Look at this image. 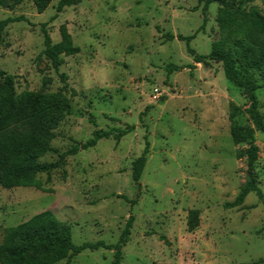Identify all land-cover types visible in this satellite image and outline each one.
Wrapping results in <instances>:
<instances>
[{
    "label": "rangeland",
    "instance_id": "1",
    "mask_svg": "<svg viewBox=\"0 0 264 264\" xmlns=\"http://www.w3.org/2000/svg\"><path fill=\"white\" fill-rule=\"evenodd\" d=\"M6 1L9 7L0 6L1 20L23 16L28 21L10 25L0 45V67L15 77L17 94L47 96L67 86L69 112L54 131L53 152L39 162H56L96 130H131L119 142L103 139L95 148L68 157L48 184L46 174L38 175L50 193L0 187V245L9 228L51 211L71 226L76 246L116 244L134 217L121 264L264 261V205L252 193L241 207H228L248 179L247 160L240 156L247 144H233L230 112L239 107L235 122L251 127L248 102L226 79L221 63L195 64L186 43L166 40V35H196L191 47L200 55L210 54L212 44L222 39L223 12L230 17L242 0L211 4L202 31L201 0H84L65 8L55 21L60 0L42 14L33 0L19 6ZM251 7L264 15V0L245 2L242 9ZM44 24L52 44L61 41L60 28L66 25L81 49L64 56L58 71L42 55ZM169 65L194 68L169 75ZM263 73L252 72L258 85ZM257 94L264 116V88ZM146 138L150 149L138 188L133 163L141 157ZM255 139L261 153L254 173L264 193V132ZM191 210L200 213L193 232L187 227ZM113 254L86 250L69 264H111Z\"/></svg>",
    "mask_w": 264,
    "mask_h": 264
},
{
    "label": "trees",
    "instance_id": "2",
    "mask_svg": "<svg viewBox=\"0 0 264 264\" xmlns=\"http://www.w3.org/2000/svg\"><path fill=\"white\" fill-rule=\"evenodd\" d=\"M16 6L25 0H12ZM54 0H33L34 5L42 14ZM84 0H60L55 8L56 14L52 18L55 21L65 8L76 7ZM217 0H201L203 4V24L199 30H204L207 24V12L211 4ZM231 10L230 17L225 11L220 19L222 39L212 44L211 53L208 55L198 54L192 47L191 42L196 35L184 37L178 35H166L167 41L178 40L187 45V52L193 58L195 64L210 66L211 62L221 63L226 79L237 89L242 90L248 102L247 114L252 123L251 127L241 126L235 122L240 114V108L234 106L230 112V119L234 123L230 134L235 146L247 144V148L241 153V157L247 160V182L236 200L228 205L229 208L241 207L247 197L254 193L264 205V193L259 188L254 165L258 161L261 147L257 144L255 135L264 132V116L259 112L258 91L264 88L258 85L252 72L264 70V15L255 7L248 11L242 9L245 2ZM223 4V3H222ZM1 7H9L8 1L0 0ZM28 22L23 16L0 19V45L3 42L6 29L15 23ZM199 32V31H198ZM45 50L43 56L58 71L64 64L63 57L77 55L81 49L74 45L67 26L60 28L61 41L52 44L47 31V25H42ZM194 66L169 65L166 70L169 75ZM66 81L65 76H61ZM65 85L57 93L41 96L34 92L17 94L15 90V77L5 73L0 67V187L6 190L17 188H36L44 193L51 191L44 188L38 175L48 176L46 184L50 183L51 175L65 167L68 157L76 156L81 151L95 148L103 139L114 138L119 142L131 129H114L109 131L96 130L92 138L85 143L75 145L59 156L54 163H40L39 160L48 153L53 152L52 142L56 139L54 131L59 123L69 112ZM145 149L141 157L133 163L132 179L134 184L141 187V177L147 164L150 144L145 139ZM127 200L125 197H120ZM200 213L197 210L188 212L187 227L189 232L198 229L200 225ZM134 217H130L125 229L116 244H106L103 241L85 243L76 246L72 240V228L69 224L61 222L51 211L39 213L28 221L9 228L0 245V264H59L81 255L84 251H99L104 249L113 251L111 264H121L123 259L122 249L130 240ZM258 261L254 264H262Z\"/></svg>",
    "mask_w": 264,
    "mask_h": 264
},
{
    "label": "built area",
    "instance_id": "3",
    "mask_svg": "<svg viewBox=\"0 0 264 264\" xmlns=\"http://www.w3.org/2000/svg\"><path fill=\"white\" fill-rule=\"evenodd\" d=\"M156 93L159 95V91L158 90H156ZM157 98V97H156Z\"/></svg>",
    "mask_w": 264,
    "mask_h": 264
}]
</instances>
